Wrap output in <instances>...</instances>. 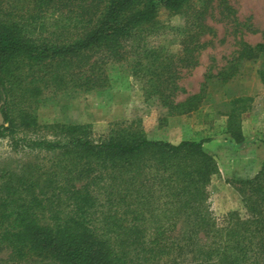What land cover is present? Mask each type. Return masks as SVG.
<instances>
[{
  "label": "trees",
  "instance_id": "obj_1",
  "mask_svg": "<svg viewBox=\"0 0 264 264\" xmlns=\"http://www.w3.org/2000/svg\"><path fill=\"white\" fill-rule=\"evenodd\" d=\"M213 1L0 0V139H8L14 150L55 154L52 177L57 169L63 177L59 187H51L50 170L40 174L33 166L26 176L5 178L0 246L10 250L16 264H138L130 253L145 246L136 224L140 218L131 214L132 224L124 226L119 211L128 207L132 190L141 194L149 178L154 240L142 250L154 256V264L187 259L188 264H264V161L255 176L237 182L245 216L231 212L218 221L208 203L218 166L201 142L173 145L129 130L95 136L79 125L46 126L54 131L52 139L32 138L28 132L36 124L30 107L14 114L16 100L36 101L41 86L101 90L108 85L105 65L134 54L133 74L149 87V97L170 115L196 110L201 93L179 103L174 97L186 92L177 83L182 71L198 65L206 47L202 37L214 35L205 21ZM160 8L184 17L176 53L139 49L144 36L153 33L148 27ZM262 37L255 46L242 42L238 59L255 61L264 54V30ZM259 75L264 82V72ZM233 138L242 142L239 135ZM103 206L106 212H99ZM96 221L103 222V231Z\"/></svg>",
  "mask_w": 264,
  "mask_h": 264
},
{
  "label": "rangeland",
  "instance_id": "obj_2",
  "mask_svg": "<svg viewBox=\"0 0 264 264\" xmlns=\"http://www.w3.org/2000/svg\"><path fill=\"white\" fill-rule=\"evenodd\" d=\"M198 3L194 4L198 6ZM205 21L214 35L202 37L206 47L200 52L198 65L182 71L177 83L186 92L178 91L174 97V102L179 103L201 93L198 108L190 113L170 115L156 97L147 95L149 87L132 71V63L137 59L134 54L122 63L105 65L108 85L101 90L83 92L73 86H41L36 101L16 100L14 114L20 108L30 107L36 124L35 130L28 132L32 138L52 139L54 131L45 129L46 126L79 125L90 127L95 136H103L111 130H129L141 131L147 140L173 145L181 141L201 142L203 150L218 166L208 187L210 211L218 221L231 212L243 218L245 210L237 182L255 176L264 161V100H258L264 95V82L259 75L264 72V54L249 61L238 59V51L242 42L252 46L263 42L264 0H225V3L214 0ZM183 27L182 15L160 8L148 27L153 33L144 36L139 49L161 47L176 53ZM39 33L36 29L35 34ZM145 62L142 60V64ZM250 119L256 122L252 125ZM236 135L242 137L241 143L235 142L233 136ZM55 157V154L22 148L14 150L8 139H0V190L10 174L26 176V170L33 166L39 168L40 174L54 170ZM50 176L54 182L51 187H59L63 177L58 169L56 176ZM136 196L139 202L134 205ZM127 204V208L119 211L124 220L122 224L128 226L133 218L131 214H137L142 244L151 246L154 240V181L149 178L141 194H134L132 190ZM103 207L99 212H106V206ZM48 215L50 211L45 213ZM100 218L102 215L98 213V220ZM95 226L104 230L102 221H96ZM145 246L141 245L137 252L131 249L130 254L137 255L133 258L138 264H154V256L142 250ZM188 263L189 259L182 264ZM0 264H16L10 250L4 246H0Z\"/></svg>",
  "mask_w": 264,
  "mask_h": 264
},
{
  "label": "crops",
  "instance_id": "obj_3",
  "mask_svg": "<svg viewBox=\"0 0 264 264\" xmlns=\"http://www.w3.org/2000/svg\"><path fill=\"white\" fill-rule=\"evenodd\" d=\"M261 99L264 100V95H263V96L260 95V96L258 97V100H261ZM249 122L253 125V124L256 122V120H252V119H250Z\"/></svg>",
  "mask_w": 264,
  "mask_h": 264
},
{
  "label": "water",
  "instance_id": "obj_4",
  "mask_svg": "<svg viewBox=\"0 0 264 264\" xmlns=\"http://www.w3.org/2000/svg\"><path fill=\"white\" fill-rule=\"evenodd\" d=\"M0 121H1V117H0Z\"/></svg>",
  "mask_w": 264,
  "mask_h": 264
}]
</instances>
